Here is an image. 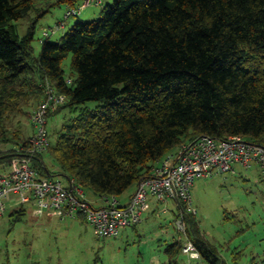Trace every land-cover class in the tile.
Returning <instances> with one entry per match:
<instances>
[{
	"label": "trees",
	"instance_id": "16d2710c",
	"mask_svg": "<svg viewBox=\"0 0 264 264\" xmlns=\"http://www.w3.org/2000/svg\"><path fill=\"white\" fill-rule=\"evenodd\" d=\"M82 1L0 0V144L10 145L0 163L9 164L34 134L9 135L3 115H27L15 100L31 95L39 104L46 83L66 97L52 113L69 108L76 114L54 142L46 126L49 146L32 166L41 177L54 176L47 153L62 175L96 196L117 198L201 135H240L264 145V0H113L56 41L46 34L36 55L38 21L60 3L68 8ZM27 18L21 34L19 21ZM91 101L97 105L89 107ZM178 207L175 221L183 217L184 235L199 257L224 264L195 213ZM182 247L179 240L168 245V264Z\"/></svg>",
	"mask_w": 264,
	"mask_h": 264
},
{
	"label": "rangeland",
	"instance_id": "374dc122",
	"mask_svg": "<svg viewBox=\"0 0 264 264\" xmlns=\"http://www.w3.org/2000/svg\"><path fill=\"white\" fill-rule=\"evenodd\" d=\"M112 1L90 4L80 14L65 19L66 3L53 7L36 25L32 41L34 53H39L41 39L46 34L49 33V40L54 42L77 20L97 18L102 7ZM29 21V18L19 21L21 34ZM59 21L63 22L62 26H56ZM70 59L68 56L63 61L67 76ZM33 100L29 95L14 102V106L26 108L27 115L19 111H7L3 115V127L9 135L12 132L32 135L35 126L30 115L38 106ZM87 105L94 107L97 102L91 101ZM75 114L64 108L47 116L51 142ZM9 146L0 144V152ZM43 157L47 167L56 170L54 177L65 184L66 179L57 171L52 158L47 153ZM234 169L235 172L196 179L190 190L191 207L201 233L216 248L224 264H264V176L255 167L245 170L236 164ZM6 170L9 165L0 163V174ZM134 189L135 185H132L117 199L125 202ZM84 193L93 206H98L99 198L91 189H85ZM149 205L152 210L141 223L122 229L118 236L103 238L95 235L84 217L59 219L46 212L36 214L30 203L24 205L25 211L20 215L12 214L15 208H7L0 215V264H168V245L176 240L184 245L187 241L175 221L179 207L171 199L165 202L152 199ZM173 260L174 264H208L203 257L193 258L183 251Z\"/></svg>",
	"mask_w": 264,
	"mask_h": 264
},
{
	"label": "built area",
	"instance_id": "2783aa9c",
	"mask_svg": "<svg viewBox=\"0 0 264 264\" xmlns=\"http://www.w3.org/2000/svg\"><path fill=\"white\" fill-rule=\"evenodd\" d=\"M100 3L101 0H83L78 7H68L65 17L78 15L88 5ZM44 89L45 98L30 115L35 129L29 145L18 148L9 162L8 172L0 174V215H3L9 202L32 201L38 214L46 212L60 219L82 215L97 237H115L122 229L143 220L151 199L157 202L175 200L194 212L190 190L196 179L235 172L236 164L245 170L255 167L264 176V145L247 141L240 135L222 139L201 135L182 143L163 157L153 167L151 175L136 184L126 203L120 204L116 197H110L105 205L93 206L75 181L70 180L69 185H65L53 176L41 177L32 166L36 156L44 153L50 143L46 129L48 113L66 100L65 95L57 92L49 83L45 84ZM176 222L179 230L185 233L183 217ZM182 251L193 258L199 257L189 240Z\"/></svg>",
	"mask_w": 264,
	"mask_h": 264
},
{
	"label": "crops",
	"instance_id": "0c3cea01",
	"mask_svg": "<svg viewBox=\"0 0 264 264\" xmlns=\"http://www.w3.org/2000/svg\"><path fill=\"white\" fill-rule=\"evenodd\" d=\"M44 156V155H43ZM44 158V157H43ZM46 164V163H45ZM7 165H9V164H7ZM56 169H57V171H58V167H56ZM55 171L56 170H54V173H55ZM6 172H8V170H6ZM6 172H4V173H6ZM62 175V174H61ZM62 176H64L65 177V179H66V181H65V185H69V182H70V180L67 178V176H65V175H62ZM54 177V176H53ZM56 178V177H55ZM58 179V178H57ZM60 180V179H59ZM135 189H136V185H135ZM135 189H134V191H135ZM133 191V192H134ZM133 192L125 199V202H123L122 200H118L119 201V203L120 204H124V203H126L128 200H129V198H130V196L133 194ZM96 196V195H95ZM98 198H99V204H97L98 206H96V207H99V206H102V205H105L106 204V201L110 198H105V197H100V196H97ZM152 200V199H151ZM150 200V201H151ZM32 204V206L34 207V213H36V214H38L37 212H36V206H35V204L31 201V202H25V203H20V202H16V201H12V202H9L8 204H7V207H6V210H7V208H19V207H23V209H24V205L25 204ZM149 204H150V202H149ZM5 210V211H6ZM149 210L151 211L152 209H150V205L148 206V209H147V211H146V213L144 214V219L146 218V214H147V212H149ZM42 214H44V213H42ZM48 216H56V217H58L57 215H52V214H49V213H46ZM82 215H77V216H75V217H81ZM83 217V216H82ZM59 218V217H58ZM60 219V218H59ZM141 223V222H140ZM136 226V225H135Z\"/></svg>",
	"mask_w": 264,
	"mask_h": 264
}]
</instances>
